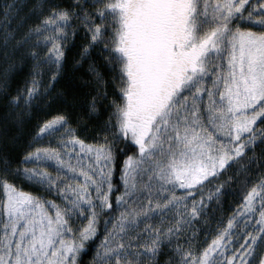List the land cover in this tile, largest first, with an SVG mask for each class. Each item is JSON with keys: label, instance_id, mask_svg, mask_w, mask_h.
<instances>
[{"label": "snow or ice", "instance_id": "obj_1", "mask_svg": "<svg viewBox=\"0 0 264 264\" xmlns=\"http://www.w3.org/2000/svg\"><path fill=\"white\" fill-rule=\"evenodd\" d=\"M0 130V264H264V0H0Z\"/></svg>", "mask_w": 264, "mask_h": 264}, {"label": "trees", "instance_id": "obj_2", "mask_svg": "<svg viewBox=\"0 0 264 264\" xmlns=\"http://www.w3.org/2000/svg\"><path fill=\"white\" fill-rule=\"evenodd\" d=\"M84 74V69L81 66H77V67H71L67 70V72L61 77V84H68L71 85L73 87H75L77 90H79V85H80V80H79V76ZM84 102H85V98L83 96H81L80 100H79V104H78V111H80L83 119L81 121L82 124H88L90 123V119L89 117L86 115V109L84 107ZM75 122V121H73ZM9 135H11L12 133L15 132V129L10 128L9 130ZM3 138V131L0 130V140H2ZM21 140L22 141H27L28 140V134L25 133L24 135L21 136ZM235 167V166H233ZM231 172V170H229V173ZM229 173H225V176L228 175ZM119 177V171L117 170L114 177H113V183H116ZM224 177L222 176L220 179H223ZM219 181H217L218 183ZM25 187L28 188L29 186L27 184H25ZM32 191H37L38 189L33 187L31 188ZM238 195L236 193H229L228 195H225L221 198V200L219 202H214V208L212 206L209 207V212L212 213L214 211V218L211 219V223L213 226V229H215L217 227L219 218L221 216L224 217V220L227 219V215L228 213H230L233 208L235 207V204L238 203V199H235L234 197ZM114 197H115V193L112 194V199H113V203H114ZM113 212H115V209H113ZM104 215H108V213H104ZM103 219L101 218L100 220V228L101 231L99 233V235L96 237V242L99 241L100 237L103 236ZM200 227H206V225H200ZM239 230V225H237V231ZM214 232H209V238H211V235H213ZM204 236V232L201 231L199 233V237L203 238ZM240 239L242 240L243 237H240ZM236 245H234L233 247H235ZM93 251H94V243L93 245L82 251L79 258H78V264H88V262L91 260V257L93 255ZM259 252H264V248H260L258 250ZM258 260H259V256H255L253 258V264H258Z\"/></svg>", "mask_w": 264, "mask_h": 264}, {"label": "rangeland", "instance_id": "obj_3", "mask_svg": "<svg viewBox=\"0 0 264 264\" xmlns=\"http://www.w3.org/2000/svg\"><path fill=\"white\" fill-rule=\"evenodd\" d=\"M45 139H47V138H45ZM45 195L50 196L52 199H58V196L55 193H45ZM85 220H86V217H85ZM76 222L81 223V221H76Z\"/></svg>", "mask_w": 264, "mask_h": 264}]
</instances>
